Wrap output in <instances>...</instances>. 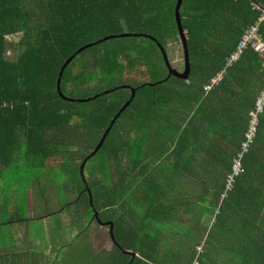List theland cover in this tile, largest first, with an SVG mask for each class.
<instances>
[{
    "label": "trees",
    "instance_id": "obj_1",
    "mask_svg": "<svg viewBox=\"0 0 264 264\" xmlns=\"http://www.w3.org/2000/svg\"><path fill=\"white\" fill-rule=\"evenodd\" d=\"M177 1L0 0L1 224L29 218L23 211L37 207L45 178L67 188L65 213L108 229L119 264H264V111L248 142L263 62L248 50L224 67L258 19L251 5L264 0H183L190 74L167 78L158 44L183 52ZM87 45L60 83L63 96L83 101L65 100L61 67ZM182 63L181 71L184 54ZM132 89L133 101L84 164L93 160V176L82 179L80 164Z\"/></svg>",
    "mask_w": 264,
    "mask_h": 264
},
{
    "label": "rangeland",
    "instance_id": "obj_2",
    "mask_svg": "<svg viewBox=\"0 0 264 264\" xmlns=\"http://www.w3.org/2000/svg\"><path fill=\"white\" fill-rule=\"evenodd\" d=\"M8 40L16 43L19 40V36L8 37ZM179 48V45H168L167 55L173 68L181 71L183 66V52L180 51ZM17 52V50H10L8 55L14 58L17 56ZM155 61L159 62L157 66L159 75L163 70L160 63L163 62L160 61V58L155 59ZM49 173L47 171L46 175ZM83 174H86L87 179L93 176V160L88 162L86 171ZM51 178L55 177L51 176ZM40 179L41 177L39 180ZM57 181L61 182V184H63L64 181L65 185H68L66 180H61L59 178ZM42 182H45V188L42 189L43 191H40L39 188L37 190L38 193L34 196V198H36L37 207H35L33 211L31 206L27 204L23 214L24 216H41L45 214L46 211L57 212L58 214H56L57 219L54 224H50L48 232L44 233L40 229H35L30 234L32 237V239L29 240L30 244H32L31 247L39 253H43V256L37 264H119L116 255L118 256L119 254L120 258V252L113 248L110 242L108 229L96 222L88 225V216H85L86 219L82 216L81 220L76 217H70L65 213V210H62V205L65 203L64 197H67V195H65V190L67 188L57 185L53 188V185L49 186L45 178L41 179V183ZM29 199H32V197H28L26 202H28ZM42 202H44V204ZM75 211H77V208L73 207L68 210V213H76ZM23 214L21 211V215ZM36 216H34L35 219L31 220L29 223L39 225L37 224L38 218H36ZM58 222H61V224L59 225ZM209 224H211V219L205 218L203 225L206 226ZM163 244L165 245V243ZM200 249L199 246L195 251L198 252ZM161 252L166 253L167 251L165 252V250H162ZM195 261L196 260H193L192 264H197Z\"/></svg>",
    "mask_w": 264,
    "mask_h": 264
},
{
    "label": "crops",
    "instance_id": "obj_3",
    "mask_svg": "<svg viewBox=\"0 0 264 264\" xmlns=\"http://www.w3.org/2000/svg\"><path fill=\"white\" fill-rule=\"evenodd\" d=\"M30 192H33V188L28 189V194L32 197ZM56 214L58 213L55 212L44 217L36 216V218H38L37 224L39 225L29 223L31 220L35 219L33 218L34 216L31 215L27 216L29 218H22L20 221H11L4 224L0 223V264L38 263V257L35 253L40 256H43V253H39L31 247L32 244H30L29 240L32 239V237L30 234L35 229H40L44 233L48 232L50 224H54L57 219ZM8 219V217H5L3 221L6 222ZM61 222H58V224L60 225Z\"/></svg>",
    "mask_w": 264,
    "mask_h": 264
},
{
    "label": "water",
    "instance_id": "obj_4",
    "mask_svg": "<svg viewBox=\"0 0 264 264\" xmlns=\"http://www.w3.org/2000/svg\"><path fill=\"white\" fill-rule=\"evenodd\" d=\"M182 2H183V0H178L177 1V5H176V8H175V19H176V24H177V27H178L179 37H180V41H181L182 48H183V54H184L185 66H184L183 71H178L175 68H173V66L169 62V58H168L167 52L164 50V48L162 47L161 44H158V47H159V49H160V51L162 53L163 59H164V61L166 63L167 69H168V76H167V78H170L173 75L174 76H177V77H180V78H188V76L190 74V60H189L190 56H189V49H188V43H187L186 33H185V30H184L183 25H182L181 14H180V9H181ZM130 36L131 35H129V34H124V35H121V36L106 37L104 40H108L109 38H115V37H130ZM134 36H137V35H134ZM145 37H147V36H145ZM150 39H152L154 42H156V40L154 38H151L150 37ZM89 46L90 45L84 46V47L78 49L77 51H75V53L72 54V56H70L65 61V63L63 64V66L61 67V70H60V73H59V78H58V81H57V90H58V93H59L60 97L63 98V99H65V100H69V101H72V102H74V101L82 102L83 101V100L68 99L65 96H63V94H62V92L60 90V83H61V76H62V73H63L64 69L71 62V60L73 59V57L75 56V54L79 53L83 49L88 48ZM131 91H132V97H131V99L123 106V108H121L119 110V112L112 119L109 127L106 129L105 133L103 134V136L100 139V141H99L98 145L96 146V148L92 151V153L88 157H86L85 159H83L82 163L80 164L79 171H80V176H81L82 179L85 180L84 174H83V167H84V164H86L85 162H87V160L90 157H92L94 154H96V152L101 148V146L103 145L105 139L107 138V135H108L109 131L113 127L114 123L116 122L117 118L126 109V107H128L131 104V102L133 101L134 94H135V90L132 89ZM87 191H88L89 195L91 196L90 190L87 189ZM90 204L92 205V199L90 200ZM96 216H97V214H96ZM98 221H100V220L98 219ZM107 223L110 224L111 237L113 239L114 238V235H113V224L110 223V222H107ZM124 252L130 254L131 256H134L135 255V253L134 252H131V251H124Z\"/></svg>",
    "mask_w": 264,
    "mask_h": 264
},
{
    "label": "built area",
    "instance_id": "obj_5",
    "mask_svg": "<svg viewBox=\"0 0 264 264\" xmlns=\"http://www.w3.org/2000/svg\"><path fill=\"white\" fill-rule=\"evenodd\" d=\"M253 10L259 12V17L257 21L250 26L246 32L244 33L242 39L238 41L235 49L230 53V55L225 60V68H230L233 64H235L244 53L248 50H252L256 53L263 62L264 67V38L261 35V25L264 24V5L253 4ZM221 71L217 73V75L211 81L210 86H207V89H210L212 85L216 84L221 78ZM264 111V89L259 94L255 110L251 112V122H250V135H248V142L253 139L255 126L258 122V116ZM248 143H245V147ZM238 173V163L233 166V176Z\"/></svg>",
    "mask_w": 264,
    "mask_h": 264
},
{
    "label": "clouds",
    "instance_id": "obj_6",
    "mask_svg": "<svg viewBox=\"0 0 264 264\" xmlns=\"http://www.w3.org/2000/svg\"><path fill=\"white\" fill-rule=\"evenodd\" d=\"M197 248V247H196Z\"/></svg>",
    "mask_w": 264,
    "mask_h": 264
}]
</instances>
